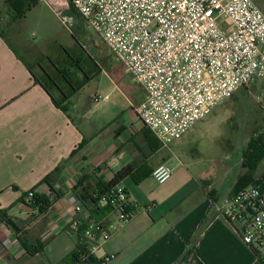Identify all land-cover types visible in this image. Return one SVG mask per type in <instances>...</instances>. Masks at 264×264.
Returning <instances> with one entry per match:
<instances>
[{"label": "crops", "instance_id": "crops-1", "mask_svg": "<svg viewBox=\"0 0 264 264\" xmlns=\"http://www.w3.org/2000/svg\"><path fill=\"white\" fill-rule=\"evenodd\" d=\"M18 22L10 18L7 6H0V211H8L23 229L18 235L0 222V264H63L82 243L72 229L79 216L68 196L77 193L80 182V191L83 187L98 191L122 172L126 174L118 184L127 190L134 216L118 225L115 213L99 214L98 221L110 236L93 256L99 264L110 255L115 258L105 264H264L243 244L241 226L221 212L223 200L236 192L240 178L222 195L216 177H211L215 169H201L191 156L195 151L184 149L182 143L200 122L180 140L163 146L137 115L136 107L146 97L141 86L128 100L129 118L104 129L89 118L88 105L80 98L87 85L70 99L69 109L57 107L31 74L32 69L42 76L41 65L36 70L25 59L34 55L43 63L44 49L31 53L21 32L12 30ZM54 49L58 54H52V60L70 66L71 60L61 51L73 48L56 44ZM44 67L54 72L51 62ZM82 76L78 73L77 81ZM72 107H78L74 117ZM97 107L93 100L92 108ZM176 149L183 150L188 163L178 158ZM160 165L173 170L165 184L152 177ZM49 175L54 188L66 195L45 214L35 216L20 200ZM40 191L46 193L48 186ZM91 219L83 213L84 224ZM23 238L42 252L30 255Z\"/></svg>", "mask_w": 264, "mask_h": 264}, {"label": "built area", "instance_id": "built-area-1", "mask_svg": "<svg viewBox=\"0 0 264 264\" xmlns=\"http://www.w3.org/2000/svg\"><path fill=\"white\" fill-rule=\"evenodd\" d=\"M39 1L64 24L75 26L79 17L98 34L144 89L145 100L136 112L163 146L180 140L255 78L264 80V13L253 0ZM254 98L264 113V85ZM259 135L264 138V127ZM172 175L170 167L160 165L152 177L165 184ZM68 203L79 216L72 229L82 238L87 257L94 256L110 236L101 221L92 218L84 224L86 208L76 194L68 196ZM98 206L111 207L118 225L134 216L120 184L110 187ZM221 212L241 226L243 244L264 263V170L224 199ZM114 258L107 256L101 264Z\"/></svg>", "mask_w": 264, "mask_h": 264}, {"label": "rangeland", "instance_id": "rangeland-1", "mask_svg": "<svg viewBox=\"0 0 264 264\" xmlns=\"http://www.w3.org/2000/svg\"><path fill=\"white\" fill-rule=\"evenodd\" d=\"M253 1L264 12V0ZM0 6L6 7L5 3ZM76 20L75 26L73 23L64 24L49 5L41 2L12 30L21 32V41L28 44L32 54L38 52L37 48L44 49L41 51L44 56L42 67L44 63L51 62L52 54H58L53 51L56 44L65 47L69 45L73 49L84 47L83 49L88 51L96 63L93 67L96 74L88 82L80 98L88 105L89 118L96 120V124L104 129L124 119V116L129 118L131 112L128 100L132 97V92H140L141 87L133 81L124 66L86 21L79 17H76ZM7 36L12 39L10 33H7ZM12 42L19 49L20 45L14 40ZM18 51L23 53L21 50ZM61 56L67 57L65 51H61ZM33 57L35 56L27 55L25 59L33 68L40 70V61L36 62ZM81 64L84 66V63ZM42 75L45 77L43 72ZM263 85V79L255 78L247 90L242 88L232 99L217 105L195 129L191 130L182 143L187 152L195 151L191 156L196 159L201 169H215L211 177H216L214 182L217 191L222 195H227L246 172L253 175L264 170L263 162L256 170L243 167L244 154L248 151L251 139L264 127L263 111L254 98V95L260 93ZM95 99H99L98 103ZM93 100L94 105L98 106L95 109L92 108ZM64 107L69 109V104H65ZM77 112L78 107H72L70 115L74 117ZM177 153L178 158L188 163L183 150L179 149ZM176 159H173L172 164L177 162Z\"/></svg>", "mask_w": 264, "mask_h": 264}, {"label": "trees", "instance_id": "trees-1", "mask_svg": "<svg viewBox=\"0 0 264 264\" xmlns=\"http://www.w3.org/2000/svg\"><path fill=\"white\" fill-rule=\"evenodd\" d=\"M4 3L8 7L10 18L15 21H22L25 20L29 13L40 4V1L4 0ZM64 51L71 60L70 66H65L61 63V61L50 60L52 67L54 68V72H50L45 67H42V64H40L45 77L43 75L39 76L32 69L30 70L35 83L40 85L49 94L54 104L62 109H64L63 106L67 104L74 95L79 93V91H81V89H83L96 74L93 68L94 65H96L95 61L82 47H76L72 51L64 49ZM81 63H84V66H82ZM78 73H81L84 76V80L77 81L76 78ZM245 89L247 90V88ZM259 133H256L253 136L249 143L248 151L244 154L243 167L246 169L249 167L250 170H256L260 163H264V138H262ZM124 174L126 173L122 172L117 174L113 182L108 185H104L103 188L98 191H90L89 188L86 187H83L80 191L79 187L83 186L82 182H80L77 186V197L83 203L86 208V212L92 211L91 216L95 221L98 222L100 219L99 214L104 215L110 212L111 207L108 206L100 208L98 204L104 193H106V191L113 185L118 184ZM257 174L258 173L250 175L246 172L240 177L239 184L236 189L239 190L242 187L249 185ZM52 178V175L44 178L39 185L23 194V197L20 200V203L24 204L27 208L36 213L35 216L45 214L66 195L64 192L58 191L54 188ZM43 185L48 186V191L46 193L40 191V187ZM0 221L13 232L18 235H22V227L16 219L9 216L8 211H0ZM23 245L30 255L38 254L42 252L43 249L41 247L33 249L30 248L26 243L25 238H23ZM63 264L99 263L93 256L87 257L83 244L79 243L77 249L64 258Z\"/></svg>", "mask_w": 264, "mask_h": 264}]
</instances>
